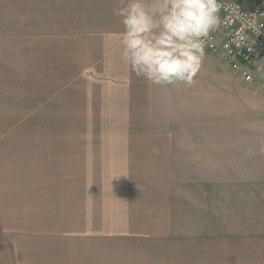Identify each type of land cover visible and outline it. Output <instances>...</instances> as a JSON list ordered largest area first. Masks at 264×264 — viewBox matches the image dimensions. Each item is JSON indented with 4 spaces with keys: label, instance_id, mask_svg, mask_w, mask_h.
Returning a JSON list of instances; mask_svg holds the SVG:
<instances>
[{
    "label": "crops",
    "instance_id": "obj_1",
    "mask_svg": "<svg viewBox=\"0 0 264 264\" xmlns=\"http://www.w3.org/2000/svg\"><path fill=\"white\" fill-rule=\"evenodd\" d=\"M25 1L46 11L48 57L72 89L94 91L107 121L126 126L90 136L112 141L107 169L118 171L123 218L134 221L122 232L200 235L199 218L246 232L263 201L264 83L183 61L177 34L196 0ZM102 216L64 214L61 235L8 229L0 214V264H102Z\"/></svg>",
    "mask_w": 264,
    "mask_h": 264
},
{
    "label": "rangeland",
    "instance_id": "obj_2",
    "mask_svg": "<svg viewBox=\"0 0 264 264\" xmlns=\"http://www.w3.org/2000/svg\"><path fill=\"white\" fill-rule=\"evenodd\" d=\"M187 4L177 34L183 61L189 57L187 61L199 70L220 69L231 82L234 75L241 78L221 54L198 44L193 3ZM4 7L0 11V214H6L8 229L28 227L37 234L62 235L64 214H103L102 264H264V170L263 186L257 189L263 201H257V216L248 218L246 232L231 226L222 229L217 220L199 218L197 224H204L207 231L200 235L191 234L188 227L189 235L172 234L161 241L162 234L125 235V225L134 221L123 218L118 171L107 169L112 141L103 139L102 133L101 138L90 136L126 126L108 122L110 107L102 108L94 91L87 98V92L72 89L70 76L50 60L48 45L54 41H48L45 10L34 11L25 0H6ZM239 78L234 81L243 83ZM253 82L263 84L264 77ZM0 223H5L2 218Z\"/></svg>",
    "mask_w": 264,
    "mask_h": 264
},
{
    "label": "built area",
    "instance_id": "obj_3",
    "mask_svg": "<svg viewBox=\"0 0 264 264\" xmlns=\"http://www.w3.org/2000/svg\"><path fill=\"white\" fill-rule=\"evenodd\" d=\"M192 13L201 47L244 82L264 77V0H196Z\"/></svg>",
    "mask_w": 264,
    "mask_h": 264
},
{
    "label": "bare ground",
    "instance_id": "obj_4",
    "mask_svg": "<svg viewBox=\"0 0 264 264\" xmlns=\"http://www.w3.org/2000/svg\"><path fill=\"white\" fill-rule=\"evenodd\" d=\"M213 53V52H212ZM232 71V70H231ZM233 72V71H232ZM257 80V79H256ZM255 81V80H254ZM247 83V82H246Z\"/></svg>",
    "mask_w": 264,
    "mask_h": 264
}]
</instances>
